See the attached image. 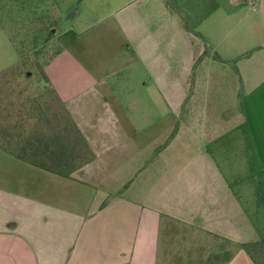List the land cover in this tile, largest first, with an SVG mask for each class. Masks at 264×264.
Segmentation results:
<instances>
[{
  "label": "crops",
  "instance_id": "obj_1",
  "mask_svg": "<svg viewBox=\"0 0 264 264\" xmlns=\"http://www.w3.org/2000/svg\"><path fill=\"white\" fill-rule=\"evenodd\" d=\"M128 2L45 67L58 131L0 142V264H264L263 217L206 150L244 126L264 171V0H215L200 24L241 84L236 121L204 130L191 83L211 55L166 0Z\"/></svg>",
  "mask_w": 264,
  "mask_h": 264
},
{
  "label": "rangeland",
  "instance_id": "obj_2",
  "mask_svg": "<svg viewBox=\"0 0 264 264\" xmlns=\"http://www.w3.org/2000/svg\"><path fill=\"white\" fill-rule=\"evenodd\" d=\"M128 1L0 0V142H23L38 134L53 136L58 131L60 108L47 85L45 67L59 51V42H63L64 34V38H69L110 17L117 19L121 12L137 6ZM214 2L176 0L177 8L194 25L202 42L201 52L213 59L205 58L196 74L195 88L193 80L191 83L194 113L200 112L201 117L205 116L201 120L192 119L191 125L202 130L214 121V113L222 115L224 121H228L225 117L229 116V122L234 123L237 112L241 111V84L236 75V65L234 62L221 64L214 48L209 46L211 42L205 38L207 34L215 44L213 35L205 27L200 28L201 22L215 7ZM246 3L249 4L247 0ZM104 28L107 30L106 26ZM182 50L176 41V68L184 63ZM185 121L181 114L179 125ZM223 125L224 133L216 141L208 138L206 150L216 160L224 176L238 189L241 203L260 226L263 224L261 217L264 219V215L257 214L264 213L261 158L249 145L244 126L230 132L225 123Z\"/></svg>",
  "mask_w": 264,
  "mask_h": 264
},
{
  "label": "trees",
  "instance_id": "obj_3",
  "mask_svg": "<svg viewBox=\"0 0 264 264\" xmlns=\"http://www.w3.org/2000/svg\"><path fill=\"white\" fill-rule=\"evenodd\" d=\"M166 4L172 12L178 14L181 17L184 29L186 31L197 34L195 29H194V25L190 22L188 16L182 10H179L177 8L176 0H166ZM214 57L217 59L216 56H214ZM247 246L248 245H244L245 248H247Z\"/></svg>",
  "mask_w": 264,
  "mask_h": 264
},
{
  "label": "built area",
  "instance_id": "obj_4",
  "mask_svg": "<svg viewBox=\"0 0 264 264\" xmlns=\"http://www.w3.org/2000/svg\"><path fill=\"white\" fill-rule=\"evenodd\" d=\"M248 2H252L253 0H247Z\"/></svg>",
  "mask_w": 264,
  "mask_h": 264
}]
</instances>
